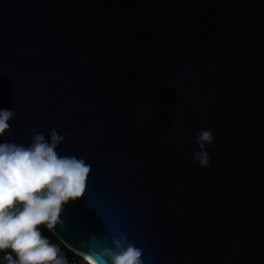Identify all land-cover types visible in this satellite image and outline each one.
I'll return each mask as SVG.
<instances>
[{"label": "water", "instance_id": "95a60500", "mask_svg": "<svg viewBox=\"0 0 264 264\" xmlns=\"http://www.w3.org/2000/svg\"><path fill=\"white\" fill-rule=\"evenodd\" d=\"M4 108L0 143L91 166L50 229L77 255L264 264V0H0Z\"/></svg>", "mask_w": 264, "mask_h": 264}, {"label": "clouds", "instance_id": "9594fccd", "mask_svg": "<svg viewBox=\"0 0 264 264\" xmlns=\"http://www.w3.org/2000/svg\"><path fill=\"white\" fill-rule=\"evenodd\" d=\"M15 115L11 109H0V137L10 130L9 121ZM30 131L34 135L27 147L0 143V252L10 250L5 255L7 264H67L40 226L53 229L64 206L83 196L91 166L82 158L57 153L64 137L55 129L50 130V140L34 128ZM196 140L192 162L207 168L211 157L205 145L213 144L214 135L201 129ZM100 257L85 255L84 259L86 264H143L142 251L123 238L114 241L113 249H104Z\"/></svg>", "mask_w": 264, "mask_h": 264}, {"label": "trees", "instance_id": "16d2710c", "mask_svg": "<svg viewBox=\"0 0 264 264\" xmlns=\"http://www.w3.org/2000/svg\"><path fill=\"white\" fill-rule=\"evenodd\" d=\"M40 231L42 235L45 236L50 241V243L58 246V248L60 249V254L66 258L67 264H70L73 259L76 261V264H86L84 258L77 255L71 249H69L65 244H63L59 240V238L47 226L41 225ZM7 253H10V250L0 252V264H7V261L5 259V255ZM12 255L13 257L15 256L14 253H12Z\"/></svg>", "mask_w": 264, "mask_h": 264}, {"label": "built area", "instance_id": "2783aa9c", "mask_svg": "<svg viewBox=\"0 0 264 264\" xmlns=\"http://www.w3.org/2000/svg\"><path fill=\"white\" fill-rule=\"evenodd\" d=\"M70 264H76V261L73 259Z\"/></svg>", "mask_w": 264, "mask_h": 264}, {"label": "snow or ice", "instance_id": "6c2138e0", "mask_svg": "<svg viewBox=\"0 0 264 264\" xmlns=\"http://www.w3.org/2000/svg\"><path fill=\"white\" fill-rule=\"evenodd\" d=\"M85 191H86V188H85ZM85 191H84V193H85Z\"/></svg>", "mask_w": 264, "mask_h": 264}]
</instances>
